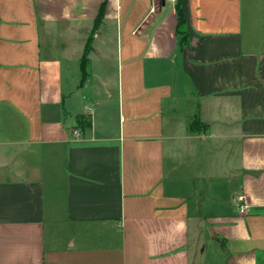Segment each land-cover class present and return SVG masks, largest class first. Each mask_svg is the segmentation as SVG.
Returning <instances> with one entry per match:
<instances>
[{
	"label": "crops",
	"instance_id": "0c3cea01",
	"mask_svg": "<svg viewBox=\"0 0 264 264\" xmlns=\"http://www.w3.org/2000/svg\"><path fill=\"white\" fill-rule=\"evenodd\" d=\"M181 7L0 0V264H264V0Z\"/></svg>",
	"mask_w": 264,
	"mask_h": 264
},
{
	"label": "rangeland",
	"instance_id": "374dc122",
	"mask_svg": "<svg viewBox=\"0 0 264 264\" xmlns=\"http://www.w3.org/2000/svg\"><path fill=\"white\" fill-rule=\"evenodd\" d=\"M62 118L66 121L65 122V124L67 125L66 134L70 135L72 127H73V125H72L73 123L70 120L69 116H63ZM220 166L221 165L219 164V168H220ZM178 170H180V169H178ZM178 170H177V172L176 171L173 172V174H175V176H177V177L181 173V171H178ZM218 171H220V169H218L217 172ZM217 174H218V185H217L218 192L224 193L225 186L223 187V183L225 181H223V178L221 177L222 172H218ZM206 175H208V172H205L203 170V172L201 173L202 187L204 185ZM198 221H199L198 224L193 223V222L191 224L193 230L195 229L194 228L195 226L197 228H198V226L200 227V242H199V239H198V242H199L200 249L205 250V253L202 256L198 257V264H209L208 259H209L210 252L215 251V250H219V246L217 245L216 240H214L215 239L214 235L212 236V232H213L212 228L207 226L208 223L204 219H200ZM216 258H217V256L215 257V259ZM217 264H223V262L218 261Z\"/></svg>",
	"mask_w": 264,
	"mask_h": 264
},
{
	"label": "trees",
	"instance_id": "16d2710c",
	"mask_svg": "<svg viewBox=\"0 0 264 264\" xmlns=\"http://www.w3.org/2000/svg\"><path fill=\"white\" fill-rule=\"evenodd\" d=\"M175 11L177 14V34L181 37V42L184 43L187 39L186 33L184 31V24H185V17L183 14V10L181 7V0H176L175 4ZM102 13H103V6L99 9V12L95 18L94 25H93V32L96 31L97 27L99 26L101 19H102ZM86 54V52H85ZM82 63V81L84 82L86 79V73L84 71V65L86 63V57L83 54L81 58ZM77 126L81 129H87L90 127V121L88 118H85L84 116H77L76 117ZM205 126L201 124L196 118L192 120V122L189 124V129L193 132L200 131L201 128H204Z\"/></svg>",
	"mask_w": 264,
	"mask_h": 264
},
{
	"label": "built area",
	"instance_id": "2783aa9c",
	"mask_svg": "<svg viewBox=\"0 0 264 264\" xmlns=\"http://www.w3.org/2000/svg\"><path fill=\"white\" fill-rule=\"evenodd\" d=\"M163 1L171 2V3H174V4L176 2V0H163ZM76 134H77L76 132L73 133V135H76ZM241 211H243V209Z\"/></svg>",
	"mask_w": 264,
	"mask_h": 264
},
{
	"label": "water",
	"instance_id": "95a60500",
	"mask_svg": "<svg viewBox=\"0 0 264 264\" xmlns=\"http://www.w3.org/2000/svg\"><path fill=\"white\" fill-rule=\"evenodd\" d=\"M212 236H213V232H212Z\"/></svg>",
	"mask_w": 264,
	"mask_h": 264
}]
</instances>
